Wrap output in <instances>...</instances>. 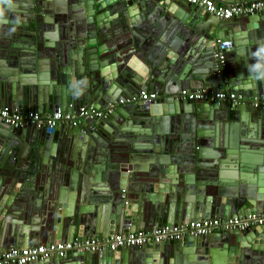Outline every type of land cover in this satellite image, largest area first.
Returning a JSON list of instances; mask_svg holds the SVG:
<instances>
[{
  "label": "water",
  "instance_id": "1",
  "mask_svg": "<svg viewBox=\"0 0 264 264\" xmlns=\"http://www.w3.org/2000/svg\"><path fill=\"white\" fill-rule=\"evenodd\" d=\"M4 8L0 109L116 106L63 130L0 118V153L10 146L8 159L16 152L30 162L8 181L0 172V255L41 240L264 213V106L249 101L264 99V82L245 89L238 80L264 44V11L222 20L188 0H14ZM185 89L247 101L174 98ZM142 92L158 97L144 102ZM12 218L28 225L8 231ZM121 249L30 264H264V225Z\"/></svg>",
  "mask_w": 264,
  "mask_h": 264
},
{
  "label": "built area",
  "instance_id": "2",
  "mask_svg": "<svg viewBox=\"0 0 264 264\" xmlns=\"http://www.w3.org/2000/svg\"><path fill=\"white\" fill-rule=\"evenodd\" d=\"M190 4L203 6L207 13L212 14L222 20L255 14L264 11V0H243L235 3H223L216 5L211 0H188ZM215 56L223 66L225 64L222 53H216ZM157 93L142 92L141 99L144 102L156 100ZM175 99H185L192 101H228L234 105L245 104L247 99L241 93L231 91L215 92L208 89L200 90H182L174 97ZM253 107L264 106V99L255 98L251 102ZM116 104H110L108 108L100 109L92 105H85L77 108L73 113H64L62 111L43 115L39 112H27L24 114L18 111L11 112L7 107L0 109V118L7 124L19 128L36 126L53 131L63 123L78 125L85 120H93L108 116ZM264 225V213L254 215H239L235 217L224 218H203L171 226L164 224L155 226L147 230L131 233H115L109 237L93 236L85 240L59 241L52 244H41L23 249H11L0 255V264H30L38 260H46L53 256H65L70 253L80 252H101L110 249L114 252L124 247H141L150 242L160 243L165 240H179L183 237L206 236L225 230H245L252 226Z\"/></svg>",
  "mask_w": 264,
  "mask_h": 264
},
{
  "label": "crops",
  "instance_id": "3",
  "mask_svg": "<svg viewBox=\"0 0 264 264\" xmlns=\"http://www.w3.org/2000/svg\"><path fill=\"white\" fill-rule=\"evenodd\" d=\"M220 3L223 4V3H226V2H220ZM197 7H199V6H197ZM207 15H210V14L207 13ZM255 98H257V97H255ZM255 98L249 99V101L253 102V100ZM128 102H130V101H128ZM89 105H92V104L89 103ZM92 106H94V105H92ZM97 106L98 105H96L95 107H97ZM98 107H100V106H98ZM121 108H123V107H121ZM156 108H160V106H157ZM251 108H253L252 105H251ZM27 112H29V111L26 109L25 110V113H27ZM57 128H58V130H60V129L63 130L64 129V127L61 126V125L58 126ZM9 147L7 146V148L5 150L3 149L2 152L0 153V172L1 173H4L3 176L7 175L6 181H8L9 179L15 178L13 176V174H12V172L14 170L16 171V173H19V172L22 173V171L20 170V167H25L28 170L27 167H28V164L30 163L29 160H28V158H25V157L22 158V156H20V159H17L16 158V154H17L16 152H14L13 155L10 156L11 158L8 159V156L10 155V154L7 155V152L9 150ZM77 148H79V147L77 146ZM106 160L107 159L103 160L102 163H104V161H106ZM5 161H6V163H5ZM1 163H3V164H1ZM97 165H101V164H97ZM3 176H0V177H3ZM25 183H26V181L24 179H20L19 182L17 183V185L20 187L21 185H23ZM3 202H4V200H3ZM207 214H210V213H206V215ZM0 217H1V219H3V214ZM19 222L23 223V226H27L28 225L26 220H16V219L12 218V220L7 224V230L8 231H11V232H14V230L18 226ZM152 227H155V226H150V227L148 226L146 228V230L147 229H150ZM59 241L60 240H52V243L59 242ZM49 243H51V242H46V240H41L40 244H38V245H41V244H47V245H49ZM32 246H37V245L31 244L28 247H32ZM28 247H23V248H28ZM120 251H122V249H120L119 251H117V254H119Z\"/></svg>",
  "mask_w": 264,
  "mask_h": 264
},
{
  "label": "clouds",
  "instance_id": "4",
  "mask_svg": "<svg viewBox=\"0 0 264 264\" xmlns=\"http://www.w3.org/2000/svg\"><path fill=\"white\" fill-rule=\"evenodd\" d=\"M14 0H0V25L7 23L4 19L5 8L4 5H13ZM13 31L15 29H12ZM255 63L249 64L248 77H240L238 80H246L247 82L242 85L245 89H251L255 86V82H264V44L257 48L255 52L251 54ZM103 118V117H102Z\"/></svg>",
  "mask_w": 264,
  "mask_h": 264
},
{
  "label": "flooded vegetation",
  "instance_id": "5",
  "mask_svg": "<svg viewBox=\"0 0 264 264\" xmlns=\"http://www.w3.org/2000/svg\"><path fill=\"white\" fill-rule=\"evenodd\" d=\"M89 105V104H88Z\"/></svg>",
  "mask_w": 264,
  "mask_h": 264
}]
</instances>
